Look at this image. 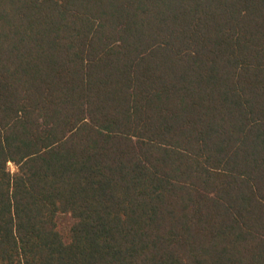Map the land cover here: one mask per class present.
<instances>
[{"label":"trees","instance_id":"obj_1","mask_svg":"<svg viewBox=\"0 0 264 264\" xmlns=\"http://www.w3.org/2000/svg\"><path fill=\"white\" fill-rule=\"evenodd\" d=\"M0 264H264V0H0Z\"/></svg>","mask_w":264,"mask_h":264},{"label":"rangeland","instance_id":"obj_2","mask_svg":"<svg viewBox=\"0 0 264 264\" xmlns=\"http://www.w3.org/2000/svg\"><path fill=\"white\" fill-rule=\"evenodd\" d=\"M11 167H12V169H15V167H14V165H13V164H11Z\"/></svg>","mask_w":264,"mask_h":264}]
</instances>
